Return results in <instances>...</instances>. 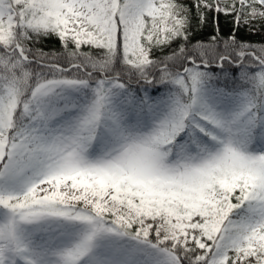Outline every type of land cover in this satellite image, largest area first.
Returning a JSON list of instances; mask_svg holds the SVG:
<instances>
[{
    "label": "snow or ice",
    "instance_id": "6c2138e0",
    "mask_svg": "<svg viewBox=\"0 0 264 264\" xmlns=\"http://www.w3.org/2000/svg\"><path fill=\"white\" fill-rule=\"evenodd\" d=\"M193 9L234 27L194 39ZM242 27L264 0H0V264H264Z\"/></svg>",
    "mask_w": 264,
    "mask_h": 264
},
{
    "label": "trees",
    "instance_id": "16d2710c",
    "mask_svg": "<svg viewBox=\"0 0 264 264\" xmlns=\"http://www.w3.org/2000/svg\"><path fill=\"white\" fill-rule=\"evenodd\" d=\"M178 2L183 3L191 7L193 0H178ZM214 16V14H213ZM193 20L192 27L194 33V39H204L211 35L215 34V28L218 23L220 29V35L224 36L229 33V31L234 27L232 23V17H225L223 14H220L218 19L214 20L212 16L209 17L208 22L201 26L197 19H195V9H193ZM238 38L249 40L254 43H260L264 41V33L257 32L256 34H251L248 32L247 28H241L236 33ZM59 49V44L57 41L53 40L45 45V50Z\"/></svg>",
    "mask_w": 264,
    "mask_h": 264
}]
</instances>
